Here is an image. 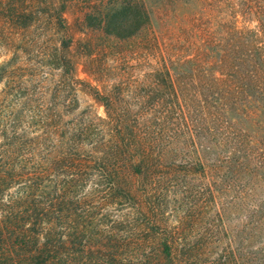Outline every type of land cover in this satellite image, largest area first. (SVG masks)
I'll return each mask as SVG.
<instances>
[{
	"label": "rangeland",
	"instance_id": "374dc122",
	"mask_svg": "<svg viewBox=\"0 0 264 264\" xmlns=\"http://www.w3.org/2000/svg\"><path fill=\"white\" fill-rule=\"evenodd\" d=\"M144 2L149 23L119 39L99 25L119 0H0V105L19 118V132L31 134L34 106L67 104L73 80L52 51L66 41L79 111L106 117L98 93L149 151L150 173L133 175L132 183L153 201L160 229L207 248L246 246L248 211L264 188L253 198L244 189L220 195L212 167L241 141L254 163H264V138L253 137L254 129L264 134V113L241 95L227 65L251 54L263 63L264 0Z\"/></svg>",
	"mask_w": 264,
	"mask_h": 264
},
{
	"label": "trees",
	"instance_id": "16d2710c",
	"mask_svg": "<svg viewBox=\"0 0 264 264\" xmlns=\"http://www.w3.org/2000/svg\"><path fill=\"white\" fill-rule=\"evenodd\" d=\"M149 19L144 0H119L99 25L126 39ZM260 27L264 34V20ZM67 47L62 41L52 49L74 82L67 104L34 106L39 114L26 122L35 129L31 134L19 132V118L0 105V264H264V197L249 208L243 247L207 248L183 242L181 232L160 229L153 201L139 196L132 183L133 175L150 173L149 151L136 139L132 122L110 115L107 99L98 93L94 97L106 117L79 111V80ZM227 65L241 95L264 113V61L253 54L232 56ZM241 142L216 157L215 187L220 195L244 189L253 198L264 188V163H254ZM205 159L198 160L203 171Z\"/></svg>",
	"mask_w": 264,
	"mask_h": 264
}]
</instances>
